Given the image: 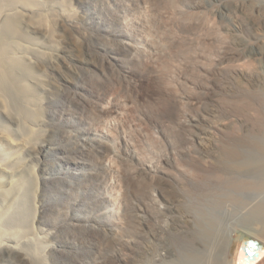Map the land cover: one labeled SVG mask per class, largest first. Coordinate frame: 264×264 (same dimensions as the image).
<instances>
[{"label":"bare ground","instance_id":"6f19581e","mask_svg":"<svg viewBox=\"0 0 264 264\" xmlns=\"http://www.w3.org/2000/svg\"><path fill=\"white\" fill-rule=\"evenodd\" d=\"M7 1L9 3L0 0V14H4L1 10L6 6H12L14 11L4 15V28L0 32V111L6 116L12 111L14 114L12 123L16 124L19 129H14L13 133L0 129V156H2L0 157V208L1 205H8L11 197L18 191L22 182L20 176L26 177L27 174L34 172L35 168L30 162L42 151L41 147L48 140H46L48 133L44 137L35 135V125L39 126L38 122L41 118L39 107L41 97L38 89L49 85L46 84L47 80H44L42 74L50 69L53 73L59 72L66 76L67 73L62 69H69L71 72L72 69L65 60L74 56L80 58L83 46H89L91 41L103 38L101 33L93 37L84 34L81 44L75 36L76 32L82 34L79 20L68 15L63 16L64 13L57 18L59 38L56 39L51 14L48 15L42 10L32 12L29 7L36 5L37 0ZM128 1L126 12L128 28L121 30L120 35L129 41L133 48L121 46L114 48L117 53L127 54L135 66L130 69L128 83H124L123 79L115 78L112 82L96 83L89 91L83 81L78 85L76 94L88 93L90 97L84 100L77 99L74 94L76 89L72 92L67 91L65 97L69 103L68 108L82 109L81 113H88V118H91L90 120L97 127L114 119L118 121L124 132L132 133L133 131L135 133V129L132 128V124H135L136 127L150 128L158 125L159 129L164 132L167 129H173L177 136H182L183 142L187 134H193L190 141L186 143H191L195 150L187 146L185 151L189 156L194 152L198 155L190 156L188 165L191 168L190 166L186 168L188 171L186 174H190L194 181L196 180L198 190L188 189L190 187L188 185L184 192L177 194L178 190H174L177 184L174 185V182L171 184L169 177L159 175L158 182L145 178L148 172L141 166L143 160L141 156L118 163L114 167L118 170L117 174L108 173L109 169L102 165V161L108 160L110 164L115 162L112 158L113 149L109 146V142H115V139L119 138L116 128H109L105 135V137L108 136V141L103 142L96 136L89 143L90 151H78L88 158L92 157L90 161L96 170L85 181L90 182L86 184V188L94 187L96 190L111 194V199L102 196L101 201L95 202L93 208L102 210L112 206L114 211L108 218L109 229H114L121 235L101 237L97 233L84 232L87 233L85 235L88 239L87 242L82 240L83 246L98 247L99 253L102 248L103 251H116L113 254L105 253L106 256L99 264H125L124 255L128 250L133 249L139 251L140 256L145 258L144 264H181L177 259L180 257L178 247L183 244L189 246L188 248L195 253L187 254L182 264H219L223 259H215L217 256L215 252L218 250L217 244L221 236L217 235L219 230L215 232L216 229L213 228H217L218 224H215L213 229L210 228L211 223L209 224L208 221L211 219L207 215H203L207 217L202 218V221L199 219L201 221L199 224L200 215L193 220L187 212L191 210L194 212L192 205L193 208L196 207V210L198 208L197 212L201 211L200 214L208 215L210 212L211 214L216 213L221 208H225L227 203L240 207L246 201L243 194H257L264 189L263 100L260 90L256 89L262 84H249L254 80L259 81L260 73L258 69L254 70L249 68L248 64L244 65L247 70L242 68L236 73L249 78L248 85L247 83L239 84L241 90L244 91L241 100L243 102L239 100L240 103H236L231 109L219 104L217 108L210 110L205 105V96L201 94L203 89L207 88L208 80L204 78L196 80L200 90L195 89L193 92H188L186 85L181 84L179 75L183 73L185 76L197 79L201 75H208L210 71L213 74L216 73V68L212 67L213 62L209 60L211 52L215 51L216 44L222 41L221 33H231L239 25L238 19L232 18L230 24L223 26L220 33L217 26L210 24L212 18L218 15L217 12L211 14L201 0H191L188 6L183 5V0ZM219 1L221 4L233 2L241 16L248 19L249 24L256 29L260 25L257 17L264 16V5L239 0ZM31 32L41 34L46 42H37L30 34ZM14 36L24 39L27 44L24 43L23 47H19L24 48L23 51H16L10 55L6 44ZM57 42L62 43V52H58ZM35 44L38 46L34 47ZM139 45L143 47L140 48ZM133 52L138 58L133 56ZM232 54L233 52L231 54L227 52L218 65L233 59ZM250 54L252 57L260 55L264 60V51L261 47L256 48ZM245 55L237 54L236 60L243 59ZM59 59L62 60L59 61ZM198 59L206 62L198 65ZM3 79L7 82V87L14 83L21 100L14 109H8L10 104L5 97L7 93L1 86ZM66 80L69 81L70 78ZM50 83L51 86L49 85L48 88L54 94L58 89L57 84L54 80ZM64 89L65 87H61V91ZM128 90L129 93L121 101L120 97ZM106 101L111 103V106L100 109L99 105ZM184 106H187L189 114L185 116V120H182ZM141 109L146 112L145 117L138 116ZM249 109H253L255 113L249 114ZM221 114L225 117L221 118ZM232 115L242 117L245 124H241L240 127L239 121L231 118ZM92 133L90 129L86 130V134ZM23 153L28 155L25 157V165L21 163ZM43 164L42 162L40 170L43 169ZM114 179L116 183H113ZM58 184V187L53 186L55 190L61 185ZM154 190H158L160 194L158 196L164 199L162 201H166V211H160L153 205L156 198L151 192ZM43 191L45 190L38 193L39 196L35 194L39 197V213L38 216L34 215V222L36 220V222L55 225L61 234L65 232L63 221L59 217H54V209L45 203V192ZM133 197L141 202L140 205L132 202ZM184 199L194 203L191 206L189 204L190 210L181 206ZM137 209L143 210L146 218L141 219L137 215ZM1 213L2 211H0V216ZM253 214L264 217V204L256 206ZM164 215H170L172 219L170 236L165 237L166 239L162 237V232L166 230L159 223ZM69 220L73 224L79 221L74 215L70 216ZM205 221L209 224L208 227H205ZM213 221L217 222L212 217ZM261 231L264 238V227ZM0 233L3 231L0 230ZM7 235L10 236L11 233ZM221 235L223 236L222 233ZM217 236L219 239L216 238ZM61 237L58 239V245L51 238H42L45 247H49L48 252L52 264L62 261L58 256L63 252L61 247L71 244L66 238ZM249 239L258 240L259 247L250 246ZM226 249L224 251L227 253L223 251L225 256L222 264H264V242L249 232L237 236L230 248L228 247L227 251ZM12 252L16 254V257L10 260L13 264H34L20 244L11 245L0 241V262L6 261V253ZM69 264H79V262L73 259Z\"/></svg>","mask_w":264,"mask_h":264},{"label":"rangeland","instance_id":"374dc122","mask_svg":"<svg viewBox=\"0 0 264 264\" xmlns=\"http://www.w3.org/2000/svg\"><path fill=\"white\" fill-rule=\"evenodd\" d=\"M5 1L8 2L7 0ZM239 1L264 5V0ZM36 2V5L29 6L31 11L42 10L48 13V15L51 14V19L54 20L52 24L54 25L56 39L59 38L57 18L64 13L65 15L63 16L68 15L71 16V18H77L79 20L82 34L76 32L75 36L81 44L83 43L84 34L93 37L97 33H101L103 38L98 41H91L89 46H83L80 58L74 56L68 57V60H65L67 65L72 69V72L69 69H62L67 73L66 76L59 72L53 73L50 69L47 70L46 73H43L44 75L42 74L44 80H47V83L45 82L46 84L51 86L50 81L54 80L58 88L57 92L54 94L51 93L48 88L49 85L46 84L45 88L38 89L41 97L39 104L41 108V118L38 122L39 126L35 125V135L44 137L48 133L46 137V140H48L45 141V145L41 147L42 151L30 162L35 168L34 172L27 174L26 177L20 176L22 182L18 191L11 197L8 205H1L0 230H2L3 233H0V241H4L11 245H15L16 243L20 244L27 252L30 259L33 260L34 264H52L50 263V254L48 252L49 247H45L44 239L51 238V240L58 245V239L62 236L61 238H66L71 244L61 247L63 252L59 253L58 256L61 257L62 261L58 264H69L73 259L79 262V264H99L104 259V256H106L105 253L113 254L116 251H103L102 248L99 253L98 247H84L82 240L87 242L88 239L85 235L87 233L84 232L97 233L101 237H114L121 234L115 232L114 229H109L110 223L108 218H110V214L114 211L112 206L102 210L93 208L94 203L101 201L102 196L111 199V194L96 190L94 187L92 189L86 188V184L90 182L85 181H87L88 177L96 170L91 163L92 157L88 158V156L81 152L91 150L89 143L92 142V138L97 136L96 138H99L103 142L108 141V136L105 137V135H107V129L116 128L119 132V138L115 139V142H109V146L113 149L112 158L115 159V162L110 164L108 160L102 161V165L109 169L108 173H112L113 175L117 174L118 170H115L114 167H116L118 163L120 164L124 162V160L127 161L136 156H141L143 158L141 166L148 172L145 178L158 182L160 179L158 176L165 175L169 177L168 180L171 184H173V182L174 185L177 184L175 186L173 185L175 187L174 190H178L176 191L177 194H179V192L180 194L184 192L188 185L190 186L188 189L192 188L198 190L197 182L195 183L196 180L194 181V178H192L190 174H186L188 172L186 168L190 166L188 165L190 156L198 155V153L194 152L189 156L185 151L187 146H191L195 150L191 143H186V141H190V138L193 136L191 133L186 135L185 141L183 142L182 136H177L175 130L167 129V131L164 132L159 129L160 127L158 125L157 127L150 128L143 126L136 127L135 124H132L135 133H133V131L130 133L124 132L118 121L113 119L112 121L104 122L103 126L97 127V125L90 120L91 118H88V113H81L82 109L78 107L68 108L69 103L65 97L67 91L72 92L76 89L74 94L77 99L84 100L90 97L88 93L82 95L76 94L78 85L82 84L81 82L83 81H85V85L89 91L94 88L96 83L112 82L115 81V78L123 79L124 83H128L130 79V69L135 66L127 54H120L114 51V48L119 46L133 48L132 44L123 39L122 35H120L121 30H127L128 28V20L126 19L127 6L129 4L128 0H37ZM201 2L211 14L217 12L218 15L216 18H212L210 24L217 26L220 33L221 30H223V26L230 24L232 18H237L239 25L232 30L231 33H221L220 39H222V41L220 40L219 44H216V50L211 52L209 60L213 62L212 67L216 68L217 72L213 74L212 71H210L208 75H201V77L197 79L196 77L190 78L182 73L179 75L181 84L186 85L185 88L188 92H193L195 89L200 90L198 88L199 86L196 84V80L201 78L207 79L208 86L203 89L201 93L205 96V105L208 106L210 110L217 108L219 104L225 105L227 108L229 107L231 109L243 98L244 91L241 90L239 84L247 83L248 85L249 81L248 76L247 79L246 76L236 73L242 68L247 70L244 65L248 64L249 68L254 70L258 69L260 73L259 81L254 80L249 84H262L261 87L259 86L256 89H259L262 95V112L264 113V60L261 59L260 55L252 57L250 54V52L252 53L253 50L258 47H261L264 51V16L261 15L257 17L260 25L256 29L247 22L248 19L241 16V13L235 8L233 2L223 4H221L219 0H201ZM182 3L188 6L191 4V0H183ZM12 8V6H6L1 10L4 14H0V32L4 28V15L14 11V8ZM30 34H32L37 42L45 41V38L39 33L31 32ZM24 43L25 45L27 44L24 39L22 40L19 36H14L6 44V49L9 51V54L12 55L16 51H23L24 48L19 47H23L22 44ZM57 45L59 47L57 48L58 52H62V43L57 42ZM37 46L38 44L34 45V47ZM139 47L142 48L143 46L139 45ZM227 52L230 54L233 52V59H229L227 62L218 65V62ZM237 54L246 55L243 59L236 60ZM133 56L138 58L135 52H133ZM60 60L62 59H59V61ZM197 62L198 65H202V63L206 61L198 59ZM67 77L70 78L69 81L66 80L68 79ZM6 84L7 82L3 79L1 86H3L4 91L7 93L5 97L10 104L8 109H14L20 98L14 83L8 87ZM61 87H65L64 91H61ZM254 87H256V85ZM128 93L129 90L120 97V100H124V97ZM110 106L111 103H107L106 101L99 105V108H109ZM182 110V120H185V116L189 114V110L187 106H184ZM10 112L11 113L6 116L5 113L0 111V129L13 133L14 129H19V127L12 123L14 121V114L12 111ZM253 112V109L248 110L249 114H253ZM145 113L146 112L141 109V111L138 112V116L145 117ZM191 113H193L192 110ZM231 114L232 112L230 115ZM220 117L223 118L225 116L221 114ZM231 118H236V120L239 121L240 127L241 124H245L242 117L232 115ZM88 129L93 131V133L86 134V130ZM50 134L53 135L51 136ZM78 150L82 151L80 152ZM27 156V153H23L21 159L23 165L26 164L25 157ZM42 162L44 163V167L40 170ZM115 181L114 179L113 183ZM53 182L56 183L53 185ZM58 183L61 184L60 187L57 188V190L60 191L55 190L56 188L53 187H58ZM198 184L200 185L201 183L199 182ZM41 190H45L43 191L45 192V203L51 209H54V217H59L60 220L63 221L65 232L60 234L55 225L53 226L52 224L48 225L36 222V220L34 222V215L38 216L39 213L38 193ZM263 190L259 191V193L257 192V194H243L244 200L246 201L243 204H239L244 205L246 203L248 204L247 206L245 204V207L242 205L237 207L232 205V203H227L228 205L226 204L227 206L225 205V208H221V211L219 210L216 213H212L214 216L211 212L209 215L200 214L201 211H199L200 213L197 212L198 208L197 210L196 207L193 208V202L186 201L185 199L181 202V206L185 209H194V212L192 210L187 212L188 214L190 213L193 220H196L199 215L200 218L198 217V220L201 219V221L202 218L210 216L211 220L208 222L209 224L211 223V225L207 224L205 221V227L209 225L211 226L210 228H212L215 224H218L216 225V227L218 226L217 228H213L214 230L216 229L215 232L218 229L217 235L222 237H219L221 240L218 236L216 237L219 239V241L217 239L219 242V245L217 244V249L219 251L222 249V252L216 250L215 255L217 256L215 259L220 258L224 260V250L226 248L228 249V247L230 248L234 239L242 233L249 232L256 235L257 238H260L261 241L264 242L261 231L264 227V217L253 214V210L256 209V206L258 207L264 204ZM151 193L152 196L156 198V200L153 201L155 208L160 211H166V201H162L164 199L158 196L160 195L159 191L154 190ZM132 202L138 205L141 203L138 199H134V197L132 198ZM189 204L190 206L192 205L191 208ZM136 212L141 219L146 218V214L143 210L137 209ZM72 215L78 218L79 221L74 224L70 222L69 217ZM194 216L197 217L193 218ZM212 217L213 220H217L218 223L216 221V223H214V221L212 222ZM113 218L115 219L116 217ZM214 218H218L219 220ZM201 221H198L199 224H201ZM171 222L172 219L170 215H164L159 221L160 226L166 230L162 232L163 239L170 236L169 232L172 228ZM212 223H214V225ZM9 233H11L10 236L7 235ZM124 238L128 239L125 236ZM129 239L131 240V238ZM184 245L185 244L179 245L180 248L178 247L180 257L177 259L181 264L182 260L187 257V254L195 253V251L188 248L189 246ZM217 253L222 254L218 255ZM6 255L7 260L0 262V264H13L10 260H13L16 254L12 252L6 253ZM124 257L125 264H144L145 262V258L143 256L141 257L140 252L136 249L128 250ZM223 260H220L221 264Z\"/></svg>","mask_w":264,"mask_h":264},{"label":"water","instance_id":"95a60500","mask_svg":"<svg viewBox=\"0 0 264 264\" xmlns=\"http://www.w3.org/2000/svg\"><path fill=\"white\" fill-rule=\"evenodd\" d=\"M248 244L250 246L259 247V241L256 239H249Z\"/></svg>","mask_w":264,"mask_h":264}]
</instances>
